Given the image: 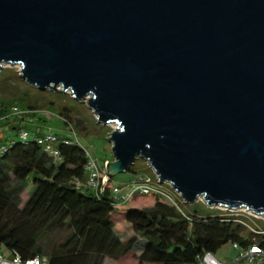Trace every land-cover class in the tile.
Returning a JSON list of instances; mask_svg holds the SVG:
<instances>
[{
  "label": "water",
  "instance_id": "95a60500",
  "mask_svg": "<svg viewBox=\"0 0 264 264\" xmlns=\"http://www.w3.org/2000/svg\"><path fill=\"white\" fill-rule=\"evenodd\" d=\"M113 123L185 203L264 216V0H0V69Z\"/></svg>",
  "mask_w": 264,
  "mask_h": 264
},
{
  "label": "trees",
  "instance_id": "16d2710c",
  "mask_svg": "<svg viewBox=\"0 0 264 264\" xmlns=\"http://www.w3.org/2000/svg\"><path fill=\"white\" fill-rule=\"evenodd\" d=\"M7 91L5 81L0 82V97L4 98L0 99V120H8L10 108L14 112L17 107L6 100L25 101L24 94L13 96ZM26 105L30 111L32 106ZM28 110L23 109L21 120ZM69 111L62 107L59 114L71 130ZM75 124L83 123L77 120ZM22 130L29 132L25 141L19 139ZM48 130L32 124L25 128L12 125L6 131L18 139L0 145L7 148L0 152V247L10 257L44 256L50 264H105L106 258L118 260L134 252L139 240L136 264H197L206 253L214 254L228 243L237 244L238 250L257 244L264 251V229L248 231L240 217L201 208L185 211L182 206L179 211L153 193L116 200L110 180L103 192L79 185L77 181L85 182L88 176L89 151L75 133L69 137L51 130L58 138V155H49L38 142ZM127 171L136 176L132 167ZM24 193L27 198L22 201ZM119 221L130 227L132 237L127 241L116 232ZM63 230L68 231L65 238L41 244L44 236Z\"/></svg>",
  "mask_w": 264,
  "mask_h": 264
},
{
  "label": "rangeland",
  "instance_id": "374dc122",
  "mask_svg": "<svg viewBox=\"0 0 264 264\" xmlns=\"http://www.w3.org/2000/svg\"><path fill=\"white\" fill-rule=\"evenodd\" d=\"M19 73L20 68L17 65L3 64L0 69V82L5 81V84H7L8 94L13 96L17 93L24 94L23 96L25 99V101H19L17 103L11 99L6 100L5 102L10 104L9 106H17L16 109L19 112L23 111V109L28 110V108H26V103L32 107L30 111L28 110V113L23 116L24 118L22 120L21 114H13L14 112H12V108H10L12 114L10 115V118H8V120H0V145H8L10 144V139H18L17 136L10 137V133L6 131L7 128L9 129L12 125H20L21 128L30 127L27 120L32 119L33 122H37L38 125L42 124L46 130L50 128L53 132L62 136L73 137L75 133V135L78 136L80 144L87 149L89 153L98 161L100 166H102V174H106L107 176V165L114 161V157L111 152V142L108 138L110 133L116 128V125L113 123L103 125L97 122L94 113L87 107L86 100H76L69 92H63V95L59 96L57 92H60V87H58L57 90H40L22 79ZM0 99L4 98L0 97ZM62 107L70 109L69 114L71 115L73 122V128L71 130L66 129L62 122L64 118L59 114ZM60 116L62 118H60ZM40 117L44 118L45 121H41ZM77 120H82L83 124L77 127L75 124ZM83 127L86 128L85 131L82 129ZM131 167L136 172V176L129 171L120 172L113 176H107V181L110 180V184L112 186H118L120 195L126 196L128 199L140 194L135 192L131 193L135 186V182H141L144 176H148L150 178L151 185L156 186L159 190L168 195H172L173 200L176 203H180L185 211L192 210L194 208H201V210L204 209L210 213L217 212L222 216L234 215L244 220L248 231L264 229V216L254 214L246 208L230 210L221 206L210 207L201 199V197L193 203H185V201L177 193H172L173 189L169 183L162 182L158 184L154 169L148 161L141 157L136 158ZM26 198L27 194L24 193L22 195V201H25ZM160 198L166 199L163 196H160ZM166 201L169 202L167 199ZM116 228V232L122 240L127 241L132 237L130 227L124 221H119ZM67 234L68 231L66 230L56 231L49 234V236H44L40 242L42 245H47L52 240L55 242L65 238ZM141 245L142 240H139L135 245L134 252L129 253L125 257L118 260L106 258L105 264H136L137 252ZM8 252L9 251L4 247H0V255L9 258L10 256ZM213 255L223 264H241L236 262L237 250L234 249L230 243L222 246Z\"/></svg>",
  "mask_w": 264,
  "mask_h": 264
},
{
  "label": "built area",
  "instance_id": "2783aa9c",
  "mask_svg": "<svg viewBox=\"0 0 264 264\" xmlns=\"http://www.w3.org/2000/svg\"><path fill=\"white\" fill-rule=\"evenodd\" d=\"M14 112L16 114H23V111H17L16 108H14ZM18 112V113H17ZM29 137V132L27 130H22L19 133V139L21 141L27 140ZM38 142L42 145V148L45 152H47L51 156H57V144H58V138L53 134L51 130L46 131V133L40 135L38 137ZM65 143H67V140H64ZM1 152H4L7 150L5 146L2 147ZM88 156V163L86 166V170L88 173L87 179L85 182L77 181L79 185H85V187H89L94 192H103L106 189V183H107V176L106 174H102V166L98 163V161L88 152H86ZM104 176V177H103ZM156 181L158 184L161 182L159 181L158 177L156 176ZM111 192L113 193L114 199H121V200H127L128 198L126 196L120 195L119 187L118 186H111ZM173 189V188H172ZM141 193V194H157L159 196H163L166 198L169 202V204L173 207H175L177 210L181 211L180 203H176L173 200L172 195H168L161 190H159L156 186H153L150 184V178L148 176H144L143 180L141 182H135V186L132 189L131 193ZM173 194L177 193L173 189ZM178 194V193H177ZM179 195V194H178ZM180 196V195H179ZM165 199V200H166ZM180 199V198H179ZM250 211V210H249ZM252 212V211H251ZM253 213V212H252ZM232 247L236 250H238V245L233 244ZM236 262L241 264H264V251L263 249L258 246L257 244H251L247 249L244 250H238ZM0 264H50V261L48 258L44 256H34L25 260H22L18 256H11L9 258L4 257L3 255H0ZM197 264H223L220 260H218L212 253H206Z\"/></svg>",
  "mask_w": 264,
  "mask_h": 264
},
{
  "label": "crops",
  "instance_id": "0c3cea01",
  "mask_svg": "<svg viewBox=\"0 0 264 264\" xmlns=\"http://www.w3.org/2000/svg\"><path fill=\"white\" fill-rule=\"evenodd\" d=\"M28 122H30V124H32V126H35V127H37V128H39V127L44 128L42 124H39V125H38L37 122H33L32 119H29ZM42 128H41V129H42Z\"/></svg>",
  "mask_w": 264,
  "mask_h": 264
}]
</instances>
